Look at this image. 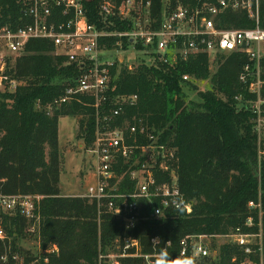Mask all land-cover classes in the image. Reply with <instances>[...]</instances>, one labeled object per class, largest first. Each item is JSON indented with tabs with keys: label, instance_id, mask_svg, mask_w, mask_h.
Masks as SVG:
<instances>
[{
	"label": "trees",
	"instance_id": "obj_1",
	"mask_svg": "<svg viewBox=\"0 0 264 264\" xmlns=\"http://www.w3.org/2000/svg\"><path fill=\"white\" fill-rule=\"evenodd\" d=\"M103 1L83 0L91 24L100 25L98 12ZM152 1L155 15L161 16L166 0ZM179 1L185 2L170 0L172 6ZM24 8L22 0H0V25L15 31L28 25ZM228 23L227 27L235 28L256 26L240 14H234ZM259 25L264 28V0ZM117 29L121 31L126 26L118 23ZM224 56L227 55L218 56L226 61L212 79L214 89L199 92L197 102L187 103L185 88L197 90L192 79L206 80L210 76V59L204 54L180 62L175 68L143 63L133 72L125 68L121 71L117 93L139 97L137 105L127 108L122 119L143 121L160 135L159 143L176 148L179 186L187 201L193 203L191 215L170 210L166 217L152 219L153 208L148 201H141V219L129 228L123 219L105 207L99 208L96 202L62 195L60 119L81 117V130L91 146L95 114L92 107L84 104L90 103L86 99L56 104L75 83L78 68L56 56L50 41L32 40L27 44L10 71L22 85L15 92L0 93V195L42 197L38 209L42 250L57 246L59 252L44 254L36 264H103L100 251L115 243L122 250L125 239L130 237L140 241L143 254H156L166 246L171 257L182 256L181 242L186 237L224 236L238 228L257 231L245 225L250 217L254 227L260 222V212L249 209L251 202L261 204L264 254V157L260 159L255 116L235 100L239 95L252 97L239 80L249 60L243 54ZM185 75L191 80L184 81ZM139 141L147 142L145 137ZM161 179L168 181L170 177L161 174ZM135 188L127 176L119 192L132 193ZM1 218L15 251L16 240L21 238L28 220L19 213ZM157 237L161 243L155 248L152 240ZM0 245L3 254L4 247ZM186 256L191 257L190 253ZM12 258L0 264H18ZM235 258L237 262H233ZM242 259L238 246L224 244L217 257L204 258L202 264H240ZM33 260L27 258L29 262ZM121 264L146 261L124 258Z\"/></svg>",
	"mask_w": 264,
	"mask_h": 264
},
{
	"label": "built area",
	"instance_id": "obj_2",
	"mask_svg": "<svg viewBox=\"0 0 264 264\" xmlns=\"http://www.w3.org/2000/svg\"><path fill=\"white\" fill-rule=\"evenodd\" d=\"M22 2L25 5L24 20L30 23L16 31L0 25V93L15 92L22 85L10 71L13 61L24 54L32 40L50 41L56 56L64 57L68 64L78 68L75 83L56 101L61 105L86 99L90 103L84 104L92 107L95 114V138L88 147L95 182L78 197L96 202L99 208H107L129 228H134L141 219V201H148L153 208L152 219L166 217L170 210L183 211L187 215L193 213V203L187 201L179 186L176 148L159 143L160 135L153 133L143 121L122 119L127 108L137 105L139 97L117 93L119 76L124 68L133 72L143 63L155 68L160 65L176 67L200 54L208 56L210 62L220 55H245L249 62L239 80L252 97L246 99L239 95L235 100L243 110L255 116L254 131L258 135L260 159L264 157L261 0H185L176 6L166 0L161 16L155 15L152 0H120L119 4L104 0L98 12L100 25L91 24L83 0ZM234 14L244 15L256 26L227 27ZM118 23L126 29L119 31ZM183 80L189 81L191 77L185 75ZM141 137L147 142L141 143ZM161 174L169 175L170 180L164 181ZM127 176L136 188L132 193H121L119 186ZM40 198L0 195V243L9 240L1 215L19 213L28 221H40ZM249 209L261 211V204L251 202ZM245 225L254 227L253 217ZM206 237L183 239L181 255L190 253L196 262L217 257L218 253L213 255L203 245L202 240ZM218 237L241 249L243 259L240 264H261L255 254H261L263 250L262 234H248L238 228L229 235ZM154 239L152 243L156 248L161 240L153 242ZM123 252L119 260L109 264H121L124 258L144 259L146 264H154L158 254H143L140 241L131 237L125 239ZM12 259L19 264L18 256ZM8 260V256L0 254L1 262ZM233 262H237V258Z\"/></svg>",
	"mask_w": 264,
	"mask_h": 264
},
{
	"label": "rangeland",
	"instance_id": "obj_3",
	"mask_svg": "<svg viewBox=\"0 0 264 264\" xmlns=\"http://www.w3.org/2000/svg\"><path fill=\"white\" fill-rule=\"evenodd\" d=\"M228 56V55H227ZM224 56V57H227ZM226 61V58H214L210 62V76L206 80L192 79V82L196 85L197 90H191L185 88L187 97V103L190 101L197 102L199 99V92L212 91L213 87V77L218 73L220 66ZM12 68L15 64L13 61ZM170 67V66H169ZM175 68V67H172ZM81 117H64L60 119L59 124V146L62 157L61 165V190L63 196L68 197H78L85 193V190L90 184L95 182L93 171H91V159L88 154V144L86 143V136L81 130ZM92 172V173H91ZM89 175L86 179L85 176ZM21 195V194H17ZM40 197V196H39ZM42 197L40 198V201ZM259 226L257 225V231L245 230L248 234H262L263 239V229H262V209L259 211ZM40 217V216H39ZM261 225V226H260ZM9 245L7 246V241L2 246L4 247L3 254L5 256H18L19 264H36L38 263L44 254L59 252L57 246L48 247L47 250H42V236H41V218L40 221H28V226L24 230L21 238L16 240V249L14 251L13 241L11 238L8 240ZM227 239L221 237L208 236L202 240L203 245L208 247L212 254L218 253L221 246L226 244ZM123 249L121 250L117 243L113 247L106 249L105 251H100V261L103 264L115 263V261L120 259L121 254H123ZM0 254L1 245H0ZM257 260L264 264V254L263 250L261 254L259 252L255 254ZM27 258L34 259L32 262L27 261ZM47 262L48 259L46 258ZM202 260L197 261L196 264H202Z\"/></svg>",
	"mask_w": 264,
	"mask_h": 264
},
{
	"label": "clouds",
	"instance_id": "obj_4",
	"mask_svg": "<svg viewBox=\"0 0 264 264\" xmlns=\"http://www.w3.org/2000/svg\"><path fill=\"white\" fill-rule=\"evenodd\" d=\"M156 241H160L159 238L154 239L153 242H156ZM154 264H196V262L193 257L186 256V255L177 256L175 258L171 257L165 246L161 248L158 254L156 255Z\"/></svg>",
	"mask_w": 264,
	"mask_h": 264
},
{
	"label": "water",
	"instance_id": "obj_5",
	"mask_svg": "<svg viewBox=\"0 0 264 264\" xmlns=\"http://www.w3.org/2000/svg\"><path fill=\"white\" fill-rule=\"evenodd\" d=\"M257 178L259 179V173L257 172Z\"/></svg>",
	"mask_w": 264,
	"mask_h": 264
},
{
	"label": "crops",
	"instance_id": "obj_6",
	"mask_svg": "<svg viewBox=\"0 0 264 264\" xmlns=\"http://www.w3.org/2000/svg\"><path fill=\"white\" fill-rule=\"evenodd\" d=\"M60 124V123H59ZM59 130H60V128H59ZM68 197V196H67Z\"/></svg>",
	"mask_w": 264,
	"mask_h": 264
}]
</instances>
